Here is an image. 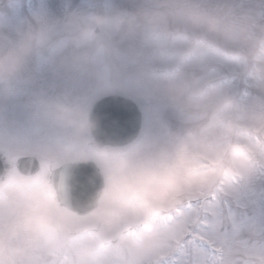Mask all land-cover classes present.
Wrapping results in <instances>:
<instances>
[{
	"label": "rangeland",
	"instance_id": "374dc122",
	"mask_svg": "<svg viewBox=\"0 0 264 264\" xmlns=\"http://www.w3.org/2000/svg\"><path fill=\"white\" fill-rule=\"evenodd\" d=\"M188 2L211 31L174 18L159 34L77 44L70 21L163 12L161 0H0V53L33 38L0 80V153L14 175L0 199V264H264V0ZM116 91L137 105L140 131L96 149L87 112ZM37 99L69 111L38 113ZM24 154L40 162L33 181L15 175ZM82 158L104 187L77 215L54 202L47 175ZM16 219L31 241L16 242Z\"/></svg>",
	"mask_w": 264,
	"mask_h": 264
},
{
	"label": "water",
	"instance_id": "95a60500",
	"mask_svg": "<svg viewBox=\"0 0 264 264\" xmlns=\"http://www.w3.org/2000/svg\"><path fill=\"white\" fill-rule=\"evenodd\" d=\"M87 125L99 145H121L132 140L140 127V112L134 102L119 95H107L95 101L89 111ZM30 157H21V170H34ZM35 163V162H34ZM3 168L0 160V172ZM49 182L60 204L78 214H84L97 205L102 175L92 161L66 163L54 169Z\"/></svg>",
	"mask_w": 264,
	"mask_h": 264
},
{
	"label": "clouds",
	"instance_id": "9594fccd",
	"mask_svg": "<svg viewBox=\"0 0 264 264\" xmlns=\"http://www.w3.org/2000/svg\"><path fill=\"white\" fill-rule=\"evenodd\" d=\"M165 11H141L135 14L95 15L79 17L69 22V36L77 44H84L96 40L101 34L106 38H121L132 36L138 32L159 34L165 31L166 19L179 18L196 30L211 31L213 26L205 24L201 14L189 4L188 0H161ZM33 38L21 37L15 47L7 52L0 53V80L18 72L23 64L24 57L29 53ZM191 46L174 47L178 56L194 54ZM38 113L51 114L57 118L62 117L69 109L54 100L37 99L34 101Z\"/></svg>",
	"mask_w": 264,
	"mask_h": 264
},
{
	"label": "flooded vegetation",
	"instance_id": "af4514ba",
	"mask_svg": "<svg viewBox=\"0 0 264 264\" xmlns=\"http://www.w3.org/2000/svg\"><path fill=\"white\" fill-rule=\"evenodd\" d=\"M26 155V154H25ZM19 173V172H18ZM19 175L20 176H24V177H27L26 175H23V174H21V173H19ZM29 176H31V175H29ZM35 187H37L36 189H38L39 188V186H37V184L35 183V185H34ZM20 189V188H19ZM20 193V192H19ZM18 193V194H19ZM32 220V219H31ZM29 221V220H28ZM27 224V221L26 220H19V219H16L15 221H14V223H13V228H14V230L15 231H17V233H18V238H17V241L16 242H18V241H21V244H24V241H31L32 239H31V237H32V234H30V232H28V234L29 235H27L26 234V232L23 230V228H21V226L23 225V224ZM0 226H3L1 223H0ZM32 227H33V224H32ZM8 230L9 228L5 225V227L3 226V228H2V230ZM36 229H38V227L36 226ZM3 232V231H2ZM0 233H1V231H0ZM27 235V236H26ZM39 235H41L42 237H43V233L41 232V233H39V234H37V235H35L37 238L39 237ZM2 236H5L4 234H2ZM11 236H14V235H11ZM25 237H27L26 238V240H25ZM1 240H4V239H1ZM9 240L12 242L13 240L12 239H10L9 238Z\"/></svg>",
	"mask_w": 264,
	"mask_h": 264
}]
</instances>
